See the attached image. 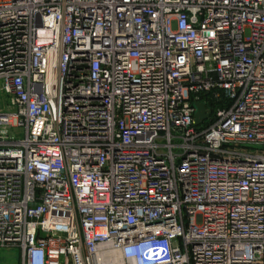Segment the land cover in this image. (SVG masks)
<instances>
[{
	"label": "built area",
	"instance_id": "built-area-1",
	"mask_svg": "<svg viewBox=\"0 0 264 264\" xmlns=\"http://www.w3.org/2000/svg\"><path fill=\"white\" fill-rule=\"evenodd\" d=\"M2 249L264 264V0H0Z\"/></svg>",
	"mask_w": 264,
	"mask_h": 264
},
{
	"label": "rangeland",
	"instance_id": "rangeland-1",
	"mask_svg": "<svg viewBox=\"0 0 264 264\" xmlns=\"http://www.w3.org/2000/svg\"><path fill=\"white\" fill-rule=\"evenodd\" d=\"M18 252L13 249H2L0 250V264H17L18 263Z\"/></svg>",
	"mask_w": 264,
	"mask_h": 264
},
{
	"label": "water",
	"instance_id": "water-1",
	"mask_svg": "<svg viewBox=\"0 0 264 264\" xmlns=\"http://www.w3.org/2000/svg\"><path fill=\"white\" fill-rule=\"evenodd\" d=\"M195 107V124L200 125L209 116L211 111L207 109L206 104L203 102L196 103Z\"/></svg>",
	"mask_w": 264,
	"mask_h": 264
},
{
	"label": "bare ground",
	"instance_id": "bare-ground-1",
	"mask_svg": "<svg viewBox=\"0 0 264 264\" xmlns=\"http://www.w3.org/2000/svg\"><path fill=\"white\" fill-rule=\"evenodd\" d=\"M106 264H123L120 257L115 253H110L106 259Z\"/></svg>",
	"mask_w": 264,
	"mask_h": 264
}]
</instances>
